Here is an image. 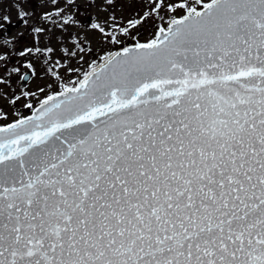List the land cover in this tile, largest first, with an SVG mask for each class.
<instances>
[{
  "label": "snow or ice",
  "instance_id": "obj_1",
  "mask_svg": "<svg viewBox=\"0 0 264 264\" xmlns=\"http://www.w3.org/2000/svg\"><path fill=\"white\" fill-rule=\"evenodd\" d=\"M148 2L152 38L80 71L48 0L75 78L0 125V264H264V0Z\"/></svg>",
  "mask_w": 264,
  "mask_h": 264
},
{
  "label": "rangeland",
  "instance_id": "obj_2",
  "mask_svg": "<svg viewBox=\"0 0 264 264\" xmlns=\"http://www.w3.org/2000/svg\"><path fill=\"white\" fill-rule=\"evenodd\" d=\"M131 1L133 2L132 4L129 3L130 0H124V10L110 9L107 12H90L91 23L86 19L89 15L84 12V9L79 12L78 10L72 11L69 6L61 7L64 9L63 20L68 21L67 32L72 33V37L67 38V32H65V36L62 39L67 38V46L72 51L80 53L79 58H74L75 64L79 66L80 71L86 70L93 59L98 60L108 51H114L133 41L121 31L122 28H128L129 33L136 35L142 42L145 39L152 38L154 33L153 24L149 22V17L144 15V13L150 12L148 11V6L151 8V5L147 0ZM137 4L136 9L132 10L130 8V6ZM158 7L162 8V5H158ZM28 10V13L30 10L32 13H29L27 26L16 28L13 34L5 40L7 43L0 41V55L5 56L8 61L7 64L4 61H0V79L6 81V86L0 85V96H3V99H0V109H2L0 115L6 114L8 117L7 120H0V124H6L20 118L17 112L22 113L24 116L30 114L31 110L24 107V102H31L35 106L45 98V94H51V92L56 91L55 87L49 89L48 85L56 80L57 76L60 77L64 84H68L71 79L75 78V75L64 72V68L71 62L61 59L65 55L62 51L65 45L61 44L60 49L55 50V44L49 45L48 40L42 34L34 31V28L42 25L50 26L52 17H48L42 23H38V18L43 17L46 13L38 9L29 8ZM157 15H165V11H160L158 14L153 13V17ZM12 16L13 18L18 17L15 12H13ZM130 19H137L143 22V27L140 28L139 33H136L135 29L131 28ZM63 20L58 18V22H63ZM72 21H77L78 23L74 24ZM12 23V27L15 26L13 19ZM94 24L98 25V27L94 28ZM25 33H27V36ZM111 36H115L121 43L113 44L109 39ZM36 46L41 49L40 53L35 52ZM49 46L54 48L53 52L47 51ZM27 48H33V52L25 56L18 55L19 52L25 51ZM82 48L85 49L83 52H81ZM88 49L91 51H88ZM28 63L33 65L34 70L25 67ZM5 68L8 71H4ZM13 68H20V73L11 72ZM28 70H33L34 76L29 84L23 87L21 77ZM41 88L45 89L44 93L40 92ZM24 93L29 95L25 96ZM32 93H35V96H32ZM17 96L20 99L13 105L12 100Z\"/></svg>",
  "mask_w": 264,
  "mask_h": 264
},
{
  "label": "flooded vegetation",
  "instance_id": "obj_3",
  "mask_svg": "<svg viewBox=\"0 0 264 264\" xmlns=\"http://www.w3.org/2000/svg\"><path fill=\"white\" fill-rule=\"evenodd\" d=\"M13 2H14V0H0V15L10 14V17H11V24L5 23L2 26L3 29H6L7 31L3 35H0V41L7 40V37L11 36L13 34V31L16 28L26 27L28 24V23L27 24L21 23L19 17L13 18V16H12L13 12H15L17 15L16 9L12 6ZM147 2H148V0H147ZM123 3H124V0H67V3H65L64 0H59L58 6L59 7L69 6L72 11L78 10L79 12H81L82 9H84V12H87V15H89L86 17V19L88 20V22L91 23L90 12H92V11L107 12L110 9L124 10ZM129 3L132 4L133 2L130 0ZM73 4H75L76 7H72ZM138 4L130 6V8L132 10H134L137 8ZM22 7H23V10L27 13L29 11L28 10L29 8H31L33 10L38 9L43 13H47L49 11H51L53 13L56 12V10H55L56 8L53 7L51 4H49L48 0H27L26 3L22 4ZM148 9H149L148 11L151 10V8H149V6H148ZM29 13H32L31 10ZM12 19L14 20V25H15L13 27H12V24H13ZM28 22H29V19H28ZM26 34L27 33H25V35ZM133 42L134 41H132L131 43H133ZM128 44H130V43H127L126 45H128ZM119 48H121V47H119Z\"/></svg>",
  "mask_w": 264,
  "mask_h": 264
},
{
  "label": "water",
  "instance_id": "obj_4",
  "mask_svg": "<svg viewBox=\"0 0 264 264\" xmlns=\"http://www.w3.org/2000/svg\"><path fill=\"white\" fill-rule=\"evenodd\" d=\"M119 50V49H118ZM117 51V50H116ZM113 52H115V51H113ZM25 75H27V77H28V79L25 81V80H21V84L25 87V86H27L28 85V83L30 82V80L32 79V77H33V75H34V73H33V71L32 70H29V71H27L26 73H24L23 74V76H25ZM22 76V77H23ZM39 106V104L36 106V107H38ZM32 114V113H31ZM30 114V115H31Z\"/></svg>",
  "mask_w": 264,
  "mask_h": 264
},
{
  "label": "trees",
  "instance_id": "obj_5",
  "mask_svg": "<svg viewBox=\"0 0 264 264\" xmlns=\"http://www.w3.org/2000/svg\"><path fill=\"white\" fill-rule=\"evenodd\" d=\"M0 125H3V124H0Z\"/></svg>",
  "mask_w": 264,
  "mask_h": 264
},
{
  "label": "bare ground",
  "instance_id": "obj_6",
  "mask_svg": "<svg viewBox=\"0 0 264 264\" xmlns=\"http://www.w3.org/2000/svg\"><path fill=\"white\" fill-rule=\"evenodd\" d=\"M23 76V75H22Z\"/></svg>",
  "mask_w": 264,
  "mask_h": 264
}]
</instances>
